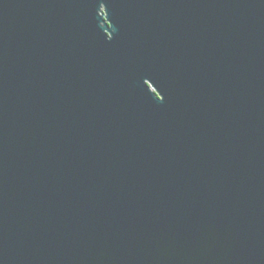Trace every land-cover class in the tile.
<instances>
[{
	"label": "water",
	"instance_id": "water-1",
	"mask_svg": "<svg viewBox=\"0 0 264 264\" xmlns=\"http://www.w3.org/2000/svg\"><path fill=\"white\" fill-rule=\"evenodd\" d=\"M0 264H264V0H0Z\"/></svg>",
	"mask_w": 264,
	"mask_h": 264
}]
</instances>
